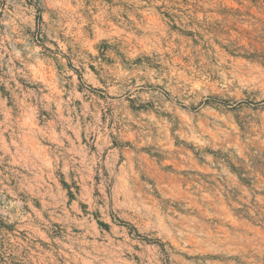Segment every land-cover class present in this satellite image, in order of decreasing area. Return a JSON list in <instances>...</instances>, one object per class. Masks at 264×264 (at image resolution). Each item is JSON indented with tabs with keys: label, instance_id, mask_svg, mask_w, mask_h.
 <instances>
[{
	"label": "rangeland",
	"instance_id": "obj_1",
	"mask_svg": "<svg viewBox=\"0 0 264 264\" xmlns=\"http://www.w3.org/2000/svg\"><path fill=\"white\" fill-rule=\"evenodd\" d=\"M0 264H264V0H0Z\"/></svg>",
	"mask_w": 264,
	"mask_h": 264
}]
</instances>
